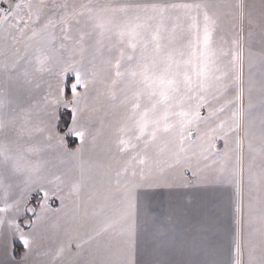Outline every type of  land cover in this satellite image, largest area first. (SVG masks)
<instances>
[{"label":"snow or ice","instance_id":"6c2138e0","mask_svg":"<svg viewBox=\"0 0 264 264\" xmlns=\"http://www.w3.org/2000/svg\"><path fill=\"white\" fill-rule=\"evenodd\" d=\"M0 264H264V0H0Z\"/></svg>","mask_w":264,"mask_h":264},{"label":"crops","instance_id":"0c3cea01","mask_svg":"<svg viewBox=\"0 0 264 264\" xmlns=\"http://www.w3.org/2000/svg\"><path fill=\"white\" fill-rule=\"evenodd\" d=\"M71 85V84H70ZM70 87V86H69ZM72 139V138H70ZM78 143V141H76ZM200 195L198 196H194V197H200ZM153 200H151L148 204L149 208L152 210V211H155V210H158V209H162L164 208L165 209V206H167V197L165 195H160V196H154L152 198ZM166 199V200H165ZM200 199V198H199ZM166 201V203H165ZM151 204H153V206H155L154 208L151 207ZM198 204V203H197ZM168 210V208H166ZM197 210V206H193L192 209H182L179 213H178V224H181L183 223L182 220L183 218H187L191 215H194L195 212ZM182 219V220H181ZM186 220V219H185ZM184 220V222H185Z\"/></svg>","mask_w":264,"mask_h":264},{"label":"rangeland","instance_id":"374dc122","mask_svg":"<svg viewBox=\"0 0 264 264\" xmlns=\"http://www.w3.org/2000/svg\"><path fill=\"white\" fill-rule=\"evenodd\" d=\"M69 77H73L71 74H69ZM73 79H74V77H73ZM160 195H165L166 197H167V206H165V209L164 208H162V209H158V210H155V211H152L150 208H149V206H148V208H149V211L152 213V214H155V215H159V216H161V217H163V216H166L167 215V213H168V211H169V195H168V193H167V191H159V192H157V193H155V194H153L151 197H150V199H149V202L151 201V200H153L152 198L154 197V196H160ZM198 195H200V193H198V192H196L195 190H193V196H198ZM201 197V196H200ZM200 197H195L196 198V200H195V202H194V204H193V206H197V203L199 202V198ZM166 201H165V203H166ZM149 202H148V204H149ZM192 206V207H193ZM151 207H155V206H153V204H151ZM192 207L191 208H189V209H192ZM166 208H168V210L166 209ZM186 218H183V220H182V222L183 223H181V224H178V227H180V228H184V227H186L187 225H186V223L184 222V220H185Z\"/></svg>","mask_w":264,"mask_h":264},{"label":"trees","instance_id":"16d2710c","mask_svg":"<svg viewBox=\"0 0 264 264\" xmlns=\"http://www.w3.org/2000/svg\"><path fill=\"white\" fill-rule=\"evenodd\" d=\"M73 77H68V79H67V81H66V83H67V85H68V90H67V95H69L70 96V84L73 82ZM63 126V125H62ZM74 146V145H73ZM17 249H18V252H20V251H22V249H21V247H20V245H19V243H17Z\"/></svg>","mask_w":264,"mask_h":264}]
</instances>
